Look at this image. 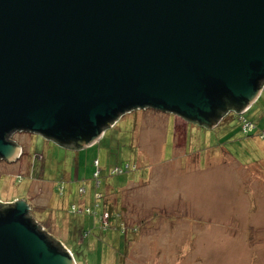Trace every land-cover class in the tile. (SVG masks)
Instances as JSON below:
<instances>
[{"label":"water","instance_id":"95a60500","mask_svg":"<svg viewBox=\"0 0 264 264\" xmlns=\"http://www.w3.org/2000/svg\"><path fill=\"white\" fill-rule=\"evenodd\" d=\"M263 88L264 0H0V159L150 107L210 128ZM0 209V264H77L25 199Z\"/></svg>","mask_w":264,"mask_h":264},{"label":"rangeland","instance_id":"374dc122","mask_svg":"<svg viewBox=\"0 0 264 264\" xmlns=\"http://www.w3.org/2000/svg\"><path fill=\"white\" fill-rule=\"evenodd\" d=\"M251 105L248 133L151 107L83 148L16 131L0 201L25 199L77 264H264V88Z\"/></svg>","mask_w":264,"mask_h":264},{"label":"trees","instance_id":"16d2710c","mask_svg":"<svg viewBox=\"0 0 264 264\" xmlns=\"http://www.w3.org/2000/svg\"><path fill=\"white\" fill-rule=\"evenodd\" d=\"M262 96H263V94H262ZM262 96H261V97H262ZM250 109H251V108H249L247 112H249ZM234 110L237 111V113H239V114H235V115L230 114V112H231V111H234ZM229 111H230V109L227 111V112H228V113H227V116H229V115L232 116V119H229V121H227V120L225 121V119H224V122L222 121L217 127H214V128L212 127V128H208V129H212V130H213V129H218V128H220V130H221L223 127H225L226 125H228V124L230 123L231 120H233L234 118H238V120H239L238 122H239V123L237 124V127L240 128V129H242V130H244L243 125H244V123H245L246 121H248V120H246V119L244 118V117H245V112H240V110L238 111V110H236L235 108H232L231 111H230V112H229ZM223 114H224V113H223ZM223 114H222V115H223ZM225 114H226V113H225ZM222 115H221V116H222ZM227 116H226V117H227ZM251 120H252V119H251ZM199 125H200V124H199ZM103 126H104V125H103ZM222 126H223V127H222ZM202 127L207 128L206 126H202ZM244 132H245V133H248V132L245 131V130H244ZM95 134H96V133H94V132L85 133V134L83 135V139H82V140H84V141H86V142L88 143V142L91 140L92 136H94ZM249 135H250V134H249ZM96 142H97V141H96ZM96 142H95V143H96ZM93 144H94V143H93ZM93 144H92V145H93ZM75 146H76V148H83V146L80 145V144H77V145H75ZM131 167H132V166H131ZM128 168L130 169V165H129ZM107 206H108V211H107V213H105V214L108 215V214L113 213V211H112V204L109 203ZM0 210H1V209H0ZM111 218H112V217H108V218H107V221L110 222L109 220H110ZM102 220H103V218H102ZM134 230L138 231V228H135V227H134Z\"/></svg>","mask_w":264,"mask_h":264},{"label":"built area","instance_id":"2783aa9c","mask_svg":"<svg viewBox=\"0 0 264 264\" xmlns=\"http://www.w3.org/2000/svg\"><path fill=\"white\" fill-rule=\"evenodd\" d=\"M245 131H249L254 128V124L251 121H246L243 125ZM129 167V165H128Z\"/></svg>","mask_w":264,"mask_h":264},{"label":"crops","instance_id":"0c3cea01","mask_svg":"<svg viewBox=\"0 0 264 264\" xmlns=\"http://www.w3.org/2000/svg\"><path fill=\"white\" fill-rule=\"evenodd\" d=\"M261 93H263V90H262V92H261ZM249 107L252 109L254 106H252V105H251V106H249ZM248 109H249V108H248ZM248 109H247V110H248ZM251 109H250V110H251Z\"/></svg>","mask_w":264,"mask_h":264},{"label":"flooded vegetation","instance_id":"af4514ba","mask_svg":"<svg viewBox=\"0 0 264 264\" xmlns=\"http://www.w3.org/2000/svg\"><path fill=\"white\" fill-rule=\"evenodd\" d=\"M10 139H11V137H10ZM12 140V139H11ZM13 141V140H12ZM21 154L23 153V151L21 150V152H20Z\"/></svg>","mask_w":264,"mask_h":264}]
</instances>
